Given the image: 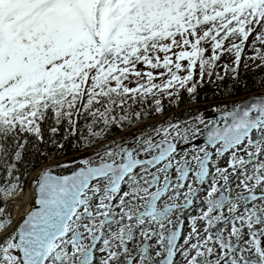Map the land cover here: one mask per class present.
<instances>
[{
	"label": "snow or ice",
	"instance_id": "1",
	"mask_svg": "<svg viewBox=\"0 0 264 264\" xmlns=\"http://www.w3.org/2000/svg\"><path fill=\"white\" fill-rule=\"evenodd\" d=\"M249 61L264 0H0V264H264V92L165 115Z\"/></svg>",
	"mask_w": 264,
	"mask_h": 264
},
{
	"label": "trees",
	"instance_id": "2",
	"mask_svg": "<svg viewBox=\"0 0 264 264\" xmlns=\"http://www.w3.org/2000/svg\"><path fill=\"white\" fill-rule=\"evenodd\" d=\"M264 85V73L260 69L240 74L236 80L225 77L223 81L216 80L213 76L210 80L206 79L203 85L199 88V94L196 101L193 102L190 97L184 93L182 100L178 106H170L165 115L171 117L174 121L183 122L189 120L194 115L203 112L205 117L208 113L215 112L214 108H218L222 105V102L231 94V98L234 101L239 102L243 98L249 97L252 93L259 91ZM167 104L168 102L165 101ZM114 133L121 135L119 129H115ZM135 133L124 136V141L128 143L134 140ZM77 141L72 139L67 147H65L58 155L53 151V156L50 160L37 159L35 156L29 158V161L21 166L22 171L25 172L22 179L26 181L29 173L38 166L45 163H55L58 159L70 160L73 158L78 159L85 153L77 152ZM54 171L63 174L68 173L70 170L57 168Z\"/></svg>",
	"mask_w": 264,
	"mask_h": 264
},
{
	"label": "built area",
	"instance_id": "3",
	"mask_svg": "<svg viewBox=\"0 0 264 264\" xmlns=\"http://www.w3.org/2000/svg\"><path fill=\"white\" fill-rule=\"evenodd\" d=\"M40 169L41 168H37L30 174L29 178L27 179L26 185H25V192L17 196V198L11 202L15 205L11 210H12L13 216L17 224L28 213V211L32 207L31 185H32V182L35 176L37 175V172Z\"/></svg>",
	"mask_w": 264,
	"mask_h": 264
},
{
	"label": "rangeland",
	"instance_id": "4",
	"mask_svg": "<svg viewBox=\"0 0 264 264\" xmlns=\"http://www.w3.org/2000/svg\"><path fill=\"white\" fill-rule=\"evenodd\" d=\"M230 59H231V57H229L227 54H225V56H223L221 58V62H225V61L230 60ZM257 63H259V62H257ZM254 70H257V68L255 67V64H253L251 61H249V67L248 68H245L243 66V64L241 65L240 74H245L247 72L254 71ZM263 73H264V71H263ZM228 77L231 78V75H229ZM261 92H264V85H263V88H261V90L259 92H256L253 95H259Z\"/></svg>",
	"mask_w": 264,
	"mask_h": 264
},
{
	"label": "water",
	"instance_id": "5",
	"mask_svg": "<svg viewBox=\"0 0 264 264\" xmlns=\"http://www.w3.org/2000/svg\"><path fill=\"white\" fill-rule=\"evenodd\" d=\"M256 96V95H255ZM250 97H252V96H250ZM249 98V97H248ZM248 98H245V99H243V100H246V99H248ZM242 101V100H241ZM218 112H216V113H212V114H209L207 117H206V119H215V118H217V116H218ZM204 141H203V138H200V139H196V140H194L193 141V143H195V144H197V145H200V144H202ZM133 145H134V142L133 141H131V142H129V144L127 145L128 147H133ZM55 174H59V173H57V172H54ZM65 174H70V172H68V173H65ZM61 175H63V174H61Z\"/></svg>",
	"mask_w": 264,
	"mask_h": 264
}]
</instances>
